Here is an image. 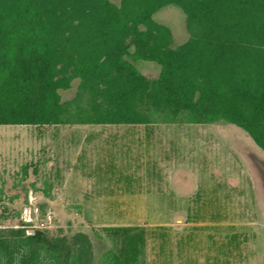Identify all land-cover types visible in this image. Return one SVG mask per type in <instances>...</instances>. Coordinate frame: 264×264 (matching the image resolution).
<instances>
[{
    "label": "trees",
    "instance_id": "obj_1",
    "mask_svg": "<svg viewBox=\"0 0 264 264\" xmlns=\"http://www.w3.org/2000/svg\"><path fill=\"white\" fill-rule=\"evenodd\" d=\"M0 0V125L147 124L151 116L242 129L264 152V0ZM179 8L189 39L172 47L153 20ZM155 63V79L135 64ZM78 81L76 96L61 91ZM75 105L78 112L69 114ZM73 117L75 121L70 119ZM103 264H142L143 233ZM77 234L0 228V264H88Z\"/></svg>",
    "mask_w": 264,
    "mask_h": 264
},
{
    "label": "rangeland",
    "instance_id": "obj_2",
    "mask_svg": "<svg viewBox=\"0 0 264 264\" xmlns=\"http://www.w3.org/2000/svg\"><path fill=\"white\" fill-rule=\"evenodd\" d=\"M153 20L170 30L172 47L190 37L185 15L175 6L160 9ZM135 66L148 79L158 77L155 63L139 61ZM77 85L73 81L69 90L61 91L63 103L75 98ZM78 110L73 105L68 112ZM147 124L148 130L133 127L137 138L148 134L150 143L147 157L133 160L132 172L148 174L154 178L148 183L156 185L140 189L149 194L118 196L122 203L115 205L82 203L83 196L73 189L52 187L57 180L46 178L42 162L52 126L0 125V228L46 230L69 243L84 234L91 246L88 264H103L107 254L118 252L127 236L116 231L118 227H133L132 234L143 230L142 264H264V218L259 208L264 203V177L253 176L237 147L238 140L251 138L230 124H196L184 116L153 115ZM36 155L40 165L34 166ZM35 167L39 172L34 175ZM88 170L92 171H84ZM170 177L186 184L181 191L176 187L180 194L166 186ZM175 202L206 207L176 211Z\"/></svg>",
    "mask_w": 264,
    "mask_h": 264
},
{
    "label": "crops",
    "instance_id": "obj_3",
    "mask_svg": "<svg viewBox=\"0 0 264 264\" xmlns=\"http://www.w3.org/2000/svg\"><path fill=\"white\" fill-rule=\"evenodd\" d=\"M148 125L76 123L50 125L54 130L50 138H46L45 150L42 153L46 178L57 180L52 187L73 189L75 193L83 196L79 198L82 203L115 205L122 203L118 196L149 194V191L142 192L140 189L156 185L154 181L148 183V179L154 178H149L148 174L139 176L132 172L133 160L147 157L149 153L147 146L150 143L148 134H145L144 138H137L133 134V127L148 130ZM248 141H237L240 159H243V164L246 163L251 169L253 176L258 173V176L264 177V152L251 139ZM162 152L163 155L166 153L164 147ZM32 163L34 166L40 165L37 155ZM96 164L99 170H95ZM87 168L92 171H84ZM32 172L35 175L39 171L35 167ZM186 177L185 175L183 178ZM175 178L172 180L170 177L166 186L171 187L174 194H180L176 187H179V190L184 189L186 184L182 182L178 184ZM139 179L147 181L144 184L138 181ZM204 206L206 207L196 203L175 202L173 210H197ZM259 208L264 213V203H261Z\"/></svg>",
    "mask_w": 264,
    "mask_h": 264
}]
</instances>
